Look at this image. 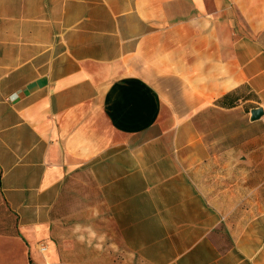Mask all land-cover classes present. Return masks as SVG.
I'll list each match as a JSON object with an SVG mask.
<instances>
[{
    "label": "crops",
    "instance_id": "1",
    "mask_svg": "<svg viewBox=\"0 0 264 264\" xmlns=\"http://www.w3.org/2000/svg\"><path fill=\"white\" fill-rule=\"evenodd\" d=\"M252 97L264 0H0V264H264Z\"/></svg>",
    "mask_w": 264,
    "mask_h": 264
},
{
    "label": "rangeland",
    "instance_id": "2",
    "mask_svg": "<svg viewBox=\"0 0 264 264\" xmlns=\"http://www.w3.org/2000/svg\"><path fill=\"white\" fill-rule=\"evenodd\" d=\"M255 108H263V107L259 105V103L252 97L251 101L245 104V111L248 112ZM256 125L257 126L256 127L253 126L250 131L251 142L256 145H264V117L262 118L261 122H259V124ZM200 127H202V129H214V119L213 120L203 119L200 124ZM208 139L214 141V136L213 137L209 136ZM66 190H67L66 201L67 203H69L68 212L71 215L69 216L71 226H73V224L81 225L87 229L91 228L93 230L94 227H96L97 225L99 216L98 215L95 216L92 215L90 217L83 216L81 212V210L86 206H91L92 208H94V207H98L100 203L99 196L92 181L87 176H80L75 180L68 181L66 184ZM12 236L18 237L15 231L12 233ZM113 243L114 240L112 239L107 241V249L112 250L114 253V247L111 246ZM51 249H52L51 251H53V248ZM16 253L17 256L20 255L19 252ZM41 255H40V261L45 262V256H41ZM47 255H48L47 257L50 258L53 254L52 252H50ZM27 260L29 264H33L31 263V261H29L28 255H27Z\"/></svg>",
    "mask_w": 264,
    "mask_h": 264
},
{
    "label": "water",
    "instance_id": "3",
    "mask_svg": "<svg viewBox=\"0 0 264 264\" xmlns=\"http://www.w3.org/2000/svg\"><path fill=\"white\" fill-rule=\"evenodd\" d=\"M264 117V109L256 108L251 111V120L253 122L259 121Z\"/></svg>",
    "mask_w": 264,
    "mask_h": 264
},
{
    "label": "built area",
    "instance_id": "4",
    "mask_svg": "<svg viewBox=\"0 0 264 264\" xmlns=\"http://www.w3.org/2000/svg\"><path fill=\"white\" fill-rule=\"evenodd\" d=\"M38 250H39L40 254H42L43 256H46V254L48 252V247L46 244L42 243L38 246Z\"/></svg>",
    "mask_w": 264,
    "mask_h": 264
},
{
    "label": "trees",
    "instance_id": "5",
    "mask_svg": "<svg viewBox=\"0 0 264 264\" xmlns=\"http://www.w3.org/2000/svg\"><path fill=\"white\" fill-rule=\"evenodd\" d=\"M235 105H229V108H232V107H234Z\"/></svg>",
    "mask_w": 264,
    "mask_h": 264
}]
</instances>
